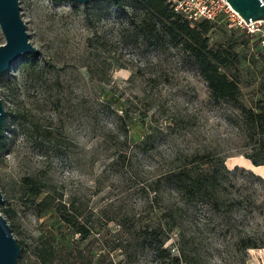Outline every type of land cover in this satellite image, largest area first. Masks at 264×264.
Listing matches in <instances>:
<instances>
[{
  "label": "rangeland",
  "instance_id": "1",
  "mask_svg": "<svg viewBox=\"0 0 264 264\" xmlns=\"http://www.w3.org/2000/svg\"><path fill=\"white\" fill-rule=\"evenodd\" d=\"M19 9L37 50L19 56L0 74L5 147L0 213L20 244L24 264H80L73 248L95 253L94 264L100 251L120 237L156 221L163 202L153 197L150 183L174 150L218 153L228 169L247 165L238 153L245 129L236 121L237 110L211 102L204 79L176 48H154L135 37L129 6L111 0H19ZM242 35L215 22L210 42L247 37ZM235 49L241 56L240 100L250 105L264 97V88L257 92L264 81V49L252 40ZM150 129V140L142 142ZM118 151L123 156L115 161ZM254 171L264 177L261 168ZM25 177L40 185L37 200L49 190L73 203L79 219L90 225V235L80 238L53 208L38 213L34 188L25 185ZM226 183L229 199L241 203L213 215L208 229L197 233L195 226L206 209L183 203L188 210L181 228L195 234L181 243L186 257L194 253L195 264H264V246L235 245L248 230L264 231V195L240 171H232ZM250 193L252 207L245 199ZM47 235L55 253L43 262L34 247ZM177 236L174 230L163 244L167 256L136 246L111 250L109 257L114 264H174Z\"/></svg>",
  "mask_w": 264,
  "mask_h": 264
},
{
  "label": "trees",
  "instance_id": "2",
  "mask_svg": "<svg viewBox=\"0 0 264 264\" xmlns=\"http://www.w3.org/2000/svg\"><path fill=\"white\" fill-rule=\"evenodd\" d=\"M111 2L116 6L130 7L132 13L128 24L133 26L132 34L134 33L135 37L140 36L143 43L154 48L169 44L177 49L181 60L195 69L204 79L213 104L225 102L237 110L236 121L245 129L243 150L238 153L248 158L255 166L264 165V97L252 99L250 105L240 100L241 56L235 49L236 45L245 46L252 38L243 33L247 37L240 40L230 37L219 44H213L210 42V30L215 22L199 20L191 26L171 11L166 0H111ZM138 9L141 11L136 12ZM132 34L129 36L133 37ZM252 41L257 44L256 40ZM130 42L136 43L134 39ZM263 82L261 80L257 85V92L261 94L264 88ZM114 114L119 118L122 116L116 111ZM3 130L4 126L0 128V153L5 148ZM152 131L153 129H150L143 136L142 142L150 140ZM116 154L114 160L118 161L123 156V152L118 151ZM232 171L242 172V176L250 179L251 183L255 182L264 195L263 176L237 165L233 169H228L224 165L223 156L218 153L172 151L167 156L165 169L161 175L156 176L150 183V190L154 192L153 197L163 202L156 221L137 227L129 237H120L110 249L100 251L94 264H114L109 253L117 248L128 251L137 246L141 249H152L159 256H167L169 254L166 253L163 244L174 230L177 231L179 243L176 246L177 254L171 256L172 261L174 264L182 262L195 264V254L188 255L192 259L186 257L187 253L181 244L187 239L192 241L195 238V234L186 235L181 228L182 220L186 217L188 210L183 203H197L206 209L203 218L198 220L195 226L197 233L201 227L208 229L213 215L218 216L224 209L230 210L235 204L241 203L240 200L232 197L229 199L227 196L226 179ZM23 181L26 186L30 185L34 188L32 203L38 213L53 208L60 220L70 226L73 232L78 233L80 238L84 239L90 235V225L79 219L77 208L73 206V203L67 205L61 197L49 190H45V194L37 200L42 189L36 179L25 177ZM253 194L250 193L247 195L248 198H245L249 200L247 204L251 207L254 204V200L251 199ZM120 225L125 226L124 223ZM235 245L243 248L262 247L264 246V231L248 230L236 239ZM34 249L37 257L43 262L51 260L55 253L49 235L41 237ZM72 253L80 264H93L95 253L80 248H73ZM17 264H24L20 253Z\"/></svg>",
  "mask_w": 264,
  "mask_h": 264
},
{
  "label": "water",
  "instance_id": "3",
  "mask_svg": "<svg viewBox=\"0 0 264 264\" xmlns=\"http://www.w3.org/2000/svg\"><path fill=\"white\" fill-rule=\"evenodd\" d=\"M85 2L86 0H74ZM232 8L246 20L264 19L263 0H228ZM0 30L4 42L0 44V74L19 56L32 54L36 48L28 41L26 25L20 15L19 0H0ZM4 108L0 97V128ZM2 194L0 192V201ZM20 244L12 234L6 218L0 213V264H17Z\"/></svg>",
  "mask_w": 264,
  "mask_h": 264
},
{
  "label": "built area",
  "instance_id": "4",
  "mask_svg": "<svg viewBox=\"0 0 264 264\" xmlns=\"http://www.w3.org/2000/svg\"><path fill=\"white\" fill-rule=\"evenodd\" d=\"M264 1V0H263ZM171 11L191 26L199 20L223 23L249 35L264 49V19L246 20L228 0H166Z\"/></svg>",
  "mask_w": 264,
  "mask_h": 264
},
{
  "label": "crops",
  "instance_id": "5",
  "mask_svg": "<svg viewBox=\"0 0 264 264\" xmlns=\"http://www.w3.org/2000/svg\"><path fill=\"white\" fill-rule=\"evenodd\" d=\"M241 160L243 162H245V164H247V165H242V166L252 170L253 172H256V171H254V168L258 167V168H261V170H262V168H264V165H257V166L253 165L252 162L248 158H242Z\"/></svg>",
  "mask_w": 264,
  "mask_h": 264
},
{
  "label": "bare ground",
  "instance_id": "6",
  "mask_svg": "<svg viewBox=\"0 0 264 264\" xmlns=\"http://www.w3.org/2000/svg\"><path fill=\"white\" fill-rule=\"evenodd\" d=\"M262 172L264 171V168H262V170H261Z\"/></svg>",
  "mask_w": 264,
  "mask_h": 264
}]
</instances>
